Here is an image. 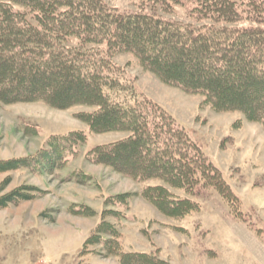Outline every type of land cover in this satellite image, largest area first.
<instances>
[{
    "label": "trees",
    "instance_id": "trees-1",
    "mask_svg": "<svg viewBox=\"0 0 264 264\" xmlns=\"http://www.w3.org/2000/svg\"><path fill=\"white\" fill-rule=\"evenodd\" d=\"M143 1L137 11H120L103 0H0V102L96 108L76 117L93 133L128 136L94 147L88 158L134 180L159 182L141 196L166 217L183 219L197 211L195 202L173 191L192 194L198 186L214 188L238 209L240 198L189 131L159 104L124 85L111 58L131 54L164 84L203 96L216 112H239L264 127V0ZM184 2L191 4L193 22L159 14L171 15L172 7ZM245 22L249 25L238 26ZM119 93L129 94L133 103L118 99L114 94ZM86 141L82 131L53 136L48 148L33 156L0 160V174L27 169L52 175L68 162L67 152ZM39 194L35 187L20 186L0 194V209ZM131 197L116 195L105 204L127 206ZM70 212L95 216L82 205ZM107 216L120 217V212L103 211L82 254L100 246L98 253L118 258V264H169L154 255L124 252Z\"/></svg>",
    "mask_w": 264,
    "mask_h": 264
},
{
    "label": "rangeland",
    "instance_id": "rangeland-1",
    "mask_svg": "<svg viewBox=\"0 0 264 264\" xmlns=\"http://www.w3.org/2000/svg\"><path fill=\"white\" fill-rule=\"evenodd\" d=\"M103 1L120 11H137L144 3ZM184 4L172 7L171 15L159 14L193 22L191 4ZM242 25L249 24H238ZM98 48L88 49L105 51ZM111 60L120 68L116 77L124 85L159 104L189 131L241 204L232 208L214 188L198 186L192 194L173 191L195 202L197 211L183 219L166 217L141 196L144 188L159 182L134 180L88 158L94 147L128 136L93 133L76 117L96 108L77 105L59 110L43 103L0 102V160L33 156L47 149L53 136L74 131L87 135V141L73 146L66 165L52 175L27 169L0 174L1 195L20 186L41 191L33 201L0 209V264H118V258L98 253L100 246H90L82 254L84 241L105 210L120 212V217L105 218L118 229L124 252L154 255L169 264H264V127L239 112H216L204 104L203 96L164 84L131 54H117ZM114 95L133 103L129 94ZM122 194L132 195L127 206L105 204L109 197ZM74 205L92 209L95 216L71 214Z\"/></svg>",
    "mask_w": 264,
    "mask_h": 264
}]
</instances>
